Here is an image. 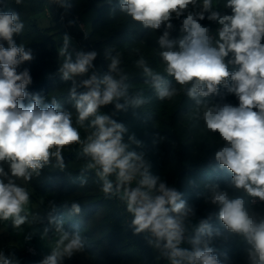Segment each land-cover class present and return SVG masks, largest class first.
Returning <instances> with one entry per match:
<instances>
[{
    "label": "clouds",
    "instance_id": "obj_1",
    "mask_svg": "<svg viewBox=\"0 0 264 264\" xmlns=\"http://www.w3.org/2000/svg\"><path fill=\"white\" fill-rule=\"evenodd\" d=\"M50 2L71 7L67 0ZM119 8L146 29L163 28L157 41L163 72L143 55L135 60L155 97L173 102L187 96L204 129L218 134L214 158L230 174V182L227 188L216 182L206 185L204 203L215 211L197 220L196 208L184 194L153 174L143 151L131 149V143L141 142L134 134L125 142L128 129L113 118L115 113L102 111L109 105L117 111L137 109L149 102L142 92L129 93L120 54L109 55L107 71L101 73L94 64L97 51H79L73 60L70 37L64 35L58 74L72 82L68 98L74 121L73 112L57 100L46 103L40 93L28 91L30 70L20 69L33 59L32 50L15 40L25 23L18 12L0 8V222L11 221L15 229L28 222L27 185L33 175L53 158L63 170L64 149L76 145L85 158L84 170L99 179L100 191L123 203L134 234L146 233L167 264H225L213 247L224 233L245 245L244 264H264V0H119ZM174 20L179 22L175 36ZM205 20L209 23L203 24ZM227 95L238 104L228 102ZM213 97L220 99L209 102ZM80 129L87 132L83 138ZM229 188L253 198L260 210L246 206L244 196L231 195ZM81 210L74 201L69 213ZM54 212L53 207L48 214L51 228H44L45 235L54 233L51 252L38 264H65L86 250L87 237L79 227L68 230ZM214 219L221 227L214 226ZM0 264H21V259L0 249Z\"/></svg>",
    "mask_w": 264,
    "mask_h": 264
},
{
    "label": "trees",
    "instance_id": "obj_2",
    "mask_svg": "<svg viewBox=\"0 0 264 264\" xmlns=\"http://www.w3.org/2000/svg\"><path fill=\"white\" fill-rule=\"evenodd\" d=\"M91 11L94 16L88 34L91 40L89 51L98 53L94 64L104 73L107 71L109 55L120 54L121 67L129 76V93L135 95L142 92L149 98L148 103L137 109L129 107L126 111H117L114 105H109L102 111L115 113L113 118L128 129L124 134L125 142H129L128 137L134 134L141 145L131 143V149L143 151L152 165L153 174L159 175L184 194L183 198L195 206L197 220L204 218L209 212L215 211L204 203L206 185L216 182L222 188H227L230 182V174L221 169L214 158L220 146L218 134L204 129L203 121L194 111V102L187 96L182 95L173 102L158 100L150 85L144 82L142 72L135 68V60L143 55L154 70L163 72L157 42L163 28L159 31L144 28L120 11L119 0H73V7L68 9L67 17L71 21L77 16L82 19L85 13ZM202 23L209 22L205 20ZM173 24L179 26L178 21L174 20ZM212 27L214 29L216 25ZM176 33L173 32V36ZM70 34L76 35L75 30L71 28ZM43 36L34 34L27 41L32 43ZM15 40L17 45H22L26 39L17 36ZM45 53L48 52H37L30 62L21 65L20 70L28 68L32 76L33 83L28 91L40 93L46 103L57 100L65 109L73 112L75 121V109L68 98L72 82L60 77L58 65L54 59H50L53 54ZM220 91L222 95L226 93L222 86ZM218 99L220 97H213L209 102ZM225 99L238 104L232 95H227ZM25 103L28 101L25 100ZM80 131L82 138L87 135L85 129ZM78 152L79 147L76 145L65 148L63 155L66 167L61 170L53 158L38 176L33 175L27 187L43 197V211L47 217L54 207L53 215L63 218L68 230L75 231L78 226L82 235L87 237L84 252L88 257L82 264H165V259H156L146 233L134 234L130 226L131 216L123 203L116 197H105L100 191L99 179L94 171L84 170L85 158L79 156ZM82 181L86 183L82 185ZM228 190L231 195H243L246 203L249 202L242 191ZM74 201L82 209L75 216L69 213ZM212 223L221 227L215 219ZM9 227H12L11 221ZM213 247L225 264H244L242 257L245 245L237 238L224 233L215 238ZM224 254L230 259L226 260Z\"/></svg>",
    "mask_w": 264,
    "mask_h": 264
},
{
    "label": "rangeland",
    "instance_id": "obj_3",
    "mask_svg": "<svg viewBox=\"0 0 264 264\" xmlns=\"http://www.w3.org/2000/svg\"><path fill=\"white\" fill-rule=\"evenodd\" d=\"M67 2L71 7L66 9L51 3L50 0H23L20 5H17L15 0H3L0 8L3 11L9 9L20 14L22 21L25 23L24 32L20 37L26 39L25 43L22 44L26 50L31 49L33 56L40 51L48 52L45 55L53 54L50 59H54L59 67L63 60V57L59 56V49L63 45L65 34L70 37L69 51L73 55V60H75L77 52L89 51L91 44L88 34L90 33L94 12L85 13L82 19L77 16L71 21L67 17V12L68 9L73 7V0H67ZM178 27L174 25L175 30L173 32H177L176 34H178ZM71 28L75 30L76 35L70 34ZM32 29L34 32L31 33ZM34 34L38 36L44 34L45 36L28 43L27 38H32L31 36ZM96 68L102 73L100 67L96 66ZM29 191L31 192V202L28 207L30 213L28 222L22 225L20 229L9 227L10 221L0 222V249L4 250L6 255L14 253L16 257L21 259V264H38L39 261L50 254L54 233L49 231L46 235L44 234L45 227L51 228L48 224L47 214L43 211L45 207L44 199L34 190L29 189ZM245 196L246 200L249 201L250 197ZM248 203H246L248 207L260 210L261 206L259 204L250 205ZM31 213H38V216L34 218ZM29 236L31 239H26ZM27 247H32L33 251L28 250ZM151 249L156 259L160 260L158 251L152 246ZM87 257V254L83 252L77 254L71 260L66 259L65 264H82Z\"/></svg>",
    "mask_w": 264,
    "mask_h": 264
},
{
    "label": "built area",
    "instance_id": "obj_4",
    "mask_svg": "<svg viewBox=\"0 0 264 264\" xmlns=\"http://www.w3.org/2000/svg\"><path fill=\"white\" fill-rule=\"evenodd\" d=\"M214 29H215V28H214ZM249 204H250V205H256V204H258V203H256V202L254 201L253 198H249ZM27 249L30 250V251H33L32 247H27ZM165 264H167V261H166Z\"/></svg>",
    "mask_w": 264,
    "mask_h": 264
}]
</instances>
